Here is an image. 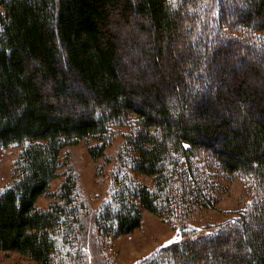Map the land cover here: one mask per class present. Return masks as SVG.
Segmentation results:
<instances>
[{"label":"trees","instance_id":"1","mask_svg":"<svg viewBox=\"0 0 264 264\" xmlns=\"http://www.w3.org/2000/svg\"><path fill=\"white\" fill-rule=\"evenodd\" d=\"M230 5L0 0V145L23 148L0 192V251L70 264L66 248L80 235L86 208L72 172L50 192L61 152L93 140L97 161L116 130L127 129L115 195L95 221L99 234L134 233L144 211L173 224L216 209L219 181L240 177L254 197L246 213L211 234L183 233L139 264H264V0ZM232 45L260 54L231 66ZM135 52L150 61L143 65L157 83L143 69L138 78L129 73L142 62ZM161 83L170 85L171 102ZM42 197L54 199L46 210L37 206Z\"/></svg>","mask_w":264,"mask_h":264},{"label":"rangeland","instance_id":"2","mask_svg":"<svg viewBox=\"0 0 264 264\" xmlns=\"http://www.w3.org/2000/svg\"><path fill=\"white\" fill-rule=\"evenodd\" d=\"M238 4L241 0H228ZM264 38V33H261ZM149 47V45H147ZM178 48L187 51L189 47ZM229 61L237 64L240 56H246L250 61L257 58L259 50L246 53L238 45L229 47ZM142 61L139 65H130L129 73L139 77L143 73L147 80L157 83L158 78L153 71L146 69L145 62L148 60L138 53L132 58ZM131 58V59H132ZM133 58V59H134ZM144 62V63H143ZM263 67V66H262ZM165 70V69H164ZM187 77V76H186ZM185 77V78H186ZM188 78V77H187ZM187 80V79H186ZM188 80L184 83L187 85ZM180 87H184L180 84ZM164 98L171 102L174 95L171 93L170 85L161 83ZM153 96V95H152ZM152 96L148 97L154 102ZM138 98L147 97L137 92ZM238 98H236L237 100ZM127 129H117L111 145L105 152V157L97 161L89 154V148L96 144L93 140H81L64 148L60 155L59 176L50 185L51 194L58 193L66 177L71 172L78 180L77 197L84 202L85 211H82V231L76 240H71V248L67 247L66 252L70 256L64 257L67 262L73 259L70 264H139L142 260L150 257L154 252L180 242L183 233L198 231L204 234L216 232L223 224L240 218L251 207L254 197L251 183L240 178H227L220 180L221 191H219V202L216 209H199L190 214L183 221L169 223L158 215L148 211L143 212L141 227L132 234L117 237H104L99 234L96 228V219L103 206L112 199L116 192L114 175L120 169L122 163L120 156L125 144L124 134ZM23 148L18 146L3 147L0 145V192L4 191L13 181L15 165ZM126 172L125 169L122 170ZM142 184L153 187V182L148 177L131 174ZM54 201L53 197H42L37 206L46 210ZM172 241V243H169ZM0 264H38L18 253L0 251Z\"/></svg>","mask_w":264,"mask_h":264},{"label":"snow or ice","instance_id":"3","mask_svg":"<svg viewBox=\"0 0 264 264\" xmlns=\"http://www.w3.org/2000/svg\"><path fill=\"white\" fill-rule=\"evenodd\" d=\"M169 243H172V241H170Z\"/></svg>","mask_w":264,"mask_h":264}]
</instances>
